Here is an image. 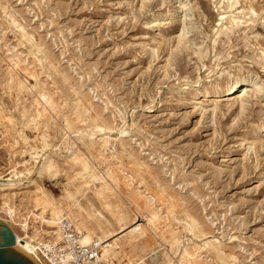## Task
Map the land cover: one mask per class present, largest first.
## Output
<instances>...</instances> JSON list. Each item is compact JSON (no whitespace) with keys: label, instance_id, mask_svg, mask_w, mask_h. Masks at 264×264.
<instances>
[{"label":"rangeland","instance_id":"obj_1","mask_svg":"<svg viewBox=\"0 0 264 264\" xmlns=\"http://www.w3.org/2000/svg\"><path fill=\"white\" fill-rule=\"evenodd\" d=\"M216 2L0 0V176L55 164L0 196L19 236L54 230L32 215L40 187L75 229L89 213L116 264H264V91L240 111L222 90L264 89V0L209 40Z\"/></svg>","mask_w":264,"mask_h":264},{"label":"bare ground","instance_id":"obj_2","mask_svg":"<svg viewBox=\"0 0 264 264\" xmlns=\"http://www.w3.org/2000/svg\"><path fill=\"white\" fill-rule=\"evenodd\" d=\"M216 1H217L216 2L217 4L219 2L222 3V6H224V7H222L220 4L219 5H220V9H221V7L224 8V11H221L222 14L218 16V17H220V19H218V22H220V23L215 28H213V29H211L209 31V36H208L209 37L208 38L209 40L213 38V35L217 32L218 27H222V26H225V25H232V26L233 25H237V24H239L241 22L239 19L245 20V18H243L244 16H240V15H243L242 12H240L239 14H235L234 11L233 12L230 11V10L233 9L234 6H236L239 3L238 0H234L232 2H230L231 0H216ZM224 2H226V4ZM247 3L249 4V6H248L249 7L248 11H250L249 13H251V15L255 14V11H254L253 7L251 6V4L249 2H247ZM215 8L217 9V7H215ZM221 10H223V9H221ZM220 13H218V14H220ZM233 13L235 14L234 16H232ZM226 14H228V16ZM224 15H226V16H224ZM184 20H183V22H184ZM254 20H255L254 19V16H249V19L247 21H254ZM186 25L187 24H184L182 26V29H181V31H180V33L178 35V38H177V45H178V47H182V45L184 44V41H186V40L183 39L184 36H185V34H187L185 32L186 30H185V27H184ZM210 44H212V43H210ZM210 44H209V46H210ZM259 56L261 57V59L264 58V52L262 50H261V53H260ZM204 64H206V63H204ZM208 64H207V68H209V65ZM225 84L226 85H225V87L222 90H224L225 93H227L228 96H231V97L233 95L236 96V102L239 105L238 107H239V110L240 111L243 110V102H244V99H243L244 97L243 96H244V94H246L247 92L248 93L251 92V94L253 96H258L262 91H264V89L262 88L263 85L256 78L251 79V78H245V77H237V78H234V79H231V80L227 81ZM215 87L217 88L218 85H216ZM257 98H259V97H257ZM97 128L99 129V127H97ZM102 131H103L102 129H99L98 130V133L99 132L102 133ZM88 135H89V133H88ZM47 152L48 151H46L45 153L43 152L44 154H42V156L40 154V156H41L39 158L40 161H37L36 162L37 166H35V168L32 169V171H27V174H21L15 180L13 179V176H10L11 173H9V175H6V176H0V194H1L0 196L1 197H6V198L7 197L10 198V197H13V196L16 195L15 193H13L15 191H18V190H21V189H25V188H28V187L33 186V185L36 186V183L32 179V176H34L37 173L39 174L41 170H45L48 173L49 171H51V170H53L55 168V164L52 161H47L46 162V160H48V155L46 154ZM56 153L60 154L59 152H56ZM61 154L63 155V153H61ZM34 159H36V158H34ZM65 163L66 162H64V164ZM96 182H99V178L97 176H93V177L92 176H87V177L84 178L83 186L84 187H88L90 184H93V185L96 184ZM36 188H37V190H39L40 194L43 195V196L36 195L35 198L33 199L34 207L36 208V210H35L36 213L32 212V215L35 216L37 219L42 220L46 224V227H48L50 229H54L55 226H56V224H57V220H59V218L57 216H55V214L53 215L54 210L51 208V206L49 205V203L45 200V198H44L45 194H44L43 189L40 188V187L39 188L36 187ZM9 200H12V199H8V200H6V202L2 203L3 206L0 208V210H1L0 211V222L3 223V224H5L10 229V231L12 232V234L14 235V239H15L14 247L17 250H19L20 252H22L24 255H26L33 262L32 255H35L34 249L36 247V244L37 243H40L42 241V239H43L42 235H48L51 232H47L48 234H43V233H40V231H37V233H35V232L33 233V236L32 237L29 236L31 238H29L28 236H26L24 238L21 237V236H19L17 234V232H16L15 227L16 226H20L22 228V231H24V233L27 235V233H28L27 230H26V228H27V224L26 223L27 222L24 223L23 220L25 218L22 217V219H23L21 221L22 223L21 224L20 223L17 224V222H16L17 220H16V216L14 215L13 207L10 206L7 203V201H9ZM39 211H40V213H37ZM48 212H51V214H50L51 217L46 220L42 216L46 215ZM99 216L101 217L102 215L99 214ZM88 218H89V213H86L85 216L84 217H81L78 220V222L76 223V229L77 230L76 229L75 230L78 231V233L81 235V242L83 244H86V243H88L90 241L89 235H88V228L89 227H88V223L86 221ZM34 234H36V235H34ZM95 240L98 241L101 244V255H102V258H111V255H109L105 251L104 244H102L97 239H95ZM217 254L220 256L219 253H217ZM183 255L184 256H187V257H190V254L187 252V249L186 248L183 249Z\"/></svg>","mask_w":264,"mask_h":264},{"label":"built area","instance_id":"obj_3","mask_svg":"<svg viewBox=\"0 0 264 264\" xmlns=\"http://www.w3.org/2000/svg\"><path fill=\"white\" fill-rule=\"evenodd\" d=\"M42 237L32 255L35 264H116L111 258H102L101 244L95 239L83 244L81 235L65 218Z\"/></svg>","mask_w":264,"mask_h":264},{"label":"water","instance_id":"obj_4","mask_svg":"<svg viewBox=\"0 0 264 264\" xmlns=\"http://www.w3.org/2000/svg\"><path fill=\"white\" fill-rule=\"evenodd\" d=\"M15 239L10 229L0 222V264H35L14 247Z\"/></svg>","mask_w":264,"mask_h":264}]
</instances>
